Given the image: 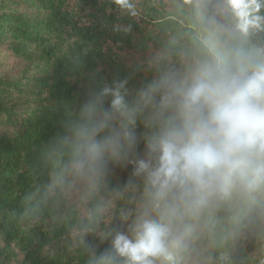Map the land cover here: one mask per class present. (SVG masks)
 I'll list each match as a JSON object with an SVG mask.
<instances>
[{
    "label": "clouds",
    "instance_id": "1",
    "mask_svg": "<svg viewBox=\"0 0 264 264\" xmlns=\"http://www.w3.org/2000/svg\"><path fill=\"white\" fill-rule=\"evenodd\" d=\"M109 3L128 71L51 110L10 222L76 264H264V0Z\"/></svg>",
    "mask_w": 264,
    "mask_h": 264
},
{
    "label": "trees",
    "instance_id": "2",
    "mask_svg": "<svg viewBox=\"0 0 264 264\" xmlns=\"http://www.w3.org/2000/svg\"><path fill=\"white\" fill-rule=\"evenodd\" d=\"M115 15L109 0H0V236L18 247L22 264H76L60 252L49 257L46 245L56 246L59 232L30 238L8 213L12 193L28 183L24 166L34 146L55 130L56 104L83 99L102 77L128 71L119 53L135 52L138 42L106 27ZM88 43L94 48L74 74L68 57Z\"/></svg>",
    "mask_w": 264,
    "mask_h": 264
},
{
    "label": "rangeland",
    "instance_id": "3",
    "mask_svg": "<svg viewBox=\"0 0 264 264\" xmlns=\"http://www.w3.org/2000/svg\"><path fill=\"white\" fill-rule=\"evenodd\" d=\"M6 56V60H7ZM0 251H3L0 257L2 264H22L23 255L16 245H7L2 241L0 236Z\"/></svg>",
    "mask_w": 264,
    "mask_h": 264
}]
</instances>
